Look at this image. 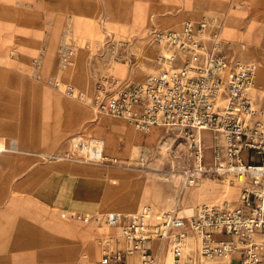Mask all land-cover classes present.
<instances>
[{
  "label": "crops",
  "instance_id": "1",
  "mask_svg": "<svg viewBox=\"0 0 264 264\" xmlns=\"http://www.w3.org/2000/svg\"><path fill=\"white\" fill-rule=\"evenodd\" d=\"M71 1V6L75 8L72 14L76 15L80 14V6L85 7L86 3L93 6L95 2ZM101 1L105 12V2ZM152 1L158 8L163 0ZM209 1L215 6L204 5L201 15H216L222 24L226 11L229 8L232 10V36L222 33V38L230 43L231 49L240 44L253 46L263 40L264 0ZM168 3L169 11L163 14L153 11L146 23L136 29L138 37L144 29H177L185 20L196 19L185 12L177 0H168ZM20 4L25 7L21 9ZM28 5L31 7L27 9ZM16 6H19L18 9ZM56 11L64 14L66 22L72 15L58 0H0V17L5 18L4 24H0V264H93L99 258L97 255L89 256V253L96 252V248L89 243L91 233L104 232L105 237L113 235V232L116 234L119 227L108 224L103 231L101 227L96 230L84 217L99 213H134L129 211L134 208L138 197L141 194L145 197L150 195L154 185L153 173L142 170L132 173L122 163L136 149L142 152L154 147L161 138L163 127H151L144 132L124 120L98 116L96 93L86 83L87 74L82 71L77 73V60L81 58L79 53H73L75 46L72 42L71 55L75 58L70 72H59V64L55 60L57 51L53 49L46 68L41 72L39 61L42 62V56L44 58L47 33ZM85 11H82L83 17L89 18L90 14ZM33 15L39 18L34 27L43 30L32 32L31 42L25 34L17 33L31 32L30 17ZM43 22L47 23V31H44ZM42 39L44 45L41 46ZM137 52L128 57L135 67L122 60L128 65L127 77L133 80L144 75L141 81L150 73H146L147 70L153 71L157 67L154 59L159 49L153 44L141 45ZM54 78H57L59 86L57 91L69 86L72 91L65 90V96L50 91ZM76 90L84 94V101H74L73 92ZM33 113H37L38 120L33 119ZM84 122H88L84 133L103 140L106 156L118 160L119 164H98L113 167L111 173L120 177L119 183L114 184L116 181L113 180V185L104 186L96 178V167L50 157L64 150V134L80 132ZM206 132L210 131L202 132L205 148L203 164L211 167L213 139L210 132L212 140L207 144ZM78 138L77 135L71 138V143ZM208 149L211 150L210 160H206ZM218 193V188H215L208 195L206 187L199 184L194 197L200 201L209 198L232 200L227 194ZM179 194L185 196V193ZM151 208L156 213L165 211ZM182 209L185 215L193 212L189 206ZM76 214L78 218H75ZM31 220L50 221L42 232L12 231L17 224H26ZM47 226H50L49 231L45 230ZM191 240L195 242L193 238L188 239V250H195L196 247L191 248ZM129 263L138 264V260L133 259Z\"/></svg>",
  "mask_w": 264,
  "mask_h": 264
},
{
  "label": "built area",
  "instance_id": "2",
  "mask_svg": "<svg viewBox=\"0 0 264 264\" xmlns=\"http://www.w3.org/2000/svg\"><path fill=\"white\" fill-rule=\"evenodd\" d=\"M221 26L218 16L203 14L177 29L153 28L148 37L159 49L157 67L138 82H99L95 106L98 116L144 132L177 129L193 159L183 185L212 173L236 183V198L201 203L190 215L156 213L149 205L108 214L107 224L119 230L102 238L93 264H161L167 252L178 264H264V115L256 114L252 98L254 62L236 57ZM204 131L212 133L211 167L203 164ZM73 147L84 161L108 162L100 138H78ZM189 238L195 250H188Z\"/></svg>",
  "mask_w": 264,
  "mask_h": 264
},
{
  "label": "rangeland",
  "instance_id": "3",
  "mask_svg": "<svg viewBox=\"0 0 264 264\" xmlns=\"http://www.w3.org/2000/svg\"><path fill=\"white\" fill-rule=\"evenodd\" d=\"M177 1L179 6L184 7L185 12L189 14L191 13L193 18L196 19L202 16L200 12L204 5H207V7L210 8L215 6L209 0ZM104 2L105 12L102 1L95 0L93 6L88 3H86L87 5L85 7L80 6V14L76 15L72 14L73 9L75 8L71 6V0H58V3L72 15L69 16L68 21L66 22L64 14L60 11H56L49 32L47 33L48 37L46 48L44 50V58L42 56V62L41 60L39 61V65H41V72H43L47 66L48 56L50 55L51 50L53 49L54 52L55 50H58L63 35L69 31L70 35L68 34V38L70 43H74L75 46L73 53H79V57L81 58L77 60V73L82 71L87 74L86 83L89 88L93 90L94 94L96 93L98 83L105 81V79H112L114 87L131 81H139L144 76L141 75L133 80L128 78V65L125 61H129V63H131L128 57L138 53L137 50L139 49V46L152 44L148 34L153 28L150 30L144 29L139 37L138 34H135V31L141 25L146 23L153 11L159 14L169 11L170 8L168 7V0H163L158 8L154 7L152 0H104ZM18 7L19 6H16L17 9ZM22 7L25 6L20 4L21 9H23ZM29 7L31 6H26L27 9ZM84 9L86 10L85 12L90 14L89 18L83 17L82 11L84 12ZM4 19V17H0V24H4ZM30 19V24L33 27L31 32L17 34H25V36L29 37L32 42V32L43 30V28L34 27L39 20L38 17L33 15ZM42 24L45 26L44 31H47V23L43 22ZM232 27V10L229 8L226 11L225 20L222 24V33L229 37L232 36ZM39 44L41 46L44 45V39H42ZM232 49L236 57L239 59L254 62L256 76L254 82L255 84L252 90V98L256 114L264 115V37L263 40L253 46L240 44L236 47L234 45V48ZM74 58L75 57L72 54L68 64L63 69L66 73L71 71ZM59 59L60 56L55 57L58 64ZM122 59H125V61ZM130 66L135 67L136 65L133 62ZM34 67L36 66L34 65ZM61 71L62 69L59 65V72ZM148 72H151V70H147L146 73ZM56 79L57 78L52 79L50 91L57 94L60 92L61 96H65V88H61L57 91L59 86L57 85ZM45 88L48 90L46 86ZM73 95L74 101H84V94L78 90H76ZM23 114L27 115L26 113ZM33 117L34 120H38L37 113H33ZM87 126L88 122H84L80 132L64 134V150H62V152L58 155L50 157H54L58 160L76 161L80 164L96 167V178L98 182L104 186L113 185V180L116 181L114 184L119 183V181H121L120 177L111 173L114 169L113 167L103 166L95 162L84 161L81 157V153L74 150L73 145L76 144V140L73 144L70 141V139L74 136H79V140L83 142L93 138L84 133V128ZM211 140L210 132H206L205 142L209 144L211 143ZM105 155L107 154L105 153ZM210 159L211 150L208 149L206 151V160ZM122 164L128 168L127 171L132 173L142 170L153 173L154 176V185L151 194L147 197L141 194L136 200L134 208H132L129 212H135L143 204H148L156 211L176 209L179 211L180 215H185L182 211V208L184 207L189 206L194 210L197 205L203 202L222 200L218 198H209L201 201L197 200L194 196L195 190L198 188L199 184L206 187L209 193L208 195H211L215 188H218L219 195L227 194L226 196H229L231 199H235L238 194V188L235 185V182L232 183L231 181L212 173L203 174V176L196 180L193 185H183V170L186 166L193 164V159L189 155L184 138L180 135L177 129L162 128L161 138L154 147L144 149L142 152H138V149H136L131 157H129L127 161ZM213 177H215L216 180H211ZM70 178L73 180L72 176H70ZM179 193H185V196L181 197ZM57 210L59 211L60 209ZM94 216L100 218L101 220H94ZM94 216L89 220L91 226H93L96 230H99L101 227V231H103V227L108 225L105 220L106 215L99 213ZM75 218H78L77 214L75 215ZM80 218L83 220L82 217ZM49 221L50 220H31L26 224L21 222L17 224L12 231L33 233L42 232ZM111 225L115 226L114 224ZM49 228L50 226H47L45 230L49 231ZM112 234H114V232ZM103 236L104 232L95 231L91 233L89 243L91 246L96 248V252L92 255L89 253L90 258L96 255L99 258L101 254ZM195 245L196 243L191 240V248L194 249L196 247ZM168 256L170 257L169 252L165 253L163 263L161 264H178L177 261L173 260L172 257L169 258Z\"/></svg>",
  "mask_w": 264,
  "mask_h": 264
},
{
  "label": "bare ground",
  "instance_id": "4",
  "mask_svg": "<svg viewBox=\"0 0 264 264\" xmlns=\"http://www.w3.org/2000/svg\"><path fill=\"white\" fill-rule=\"evenodd\" d=\"M68 34L70 35L69 31L65 35H63L62 41L59 44V48L57 50V56H60L59 65H60L62 70L68 64V62L70 60V57H71V43H70V40L68 38ZM221 37H222V28H221ZM255 73H256V71H255V68H254V82H255V76H256ZM254 82H253V84H255ZM102 142H103V140H102ZM103 146H104V142H103ZM105 158L111 164H119V162H118V160L116 158H110V157H108L106 155H105ZM114 214L115 213H111L109 215L113 216Z\"/></svg>",
  "mask_w": 264,
  "mask_h": 264
}]
</instances>
